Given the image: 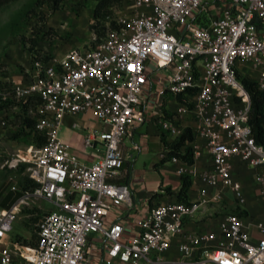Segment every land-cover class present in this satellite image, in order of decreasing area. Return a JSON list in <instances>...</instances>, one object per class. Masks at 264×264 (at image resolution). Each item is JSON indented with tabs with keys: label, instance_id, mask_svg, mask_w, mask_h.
<instances>
[{
	"label": "built area",
	"instance_id": "2783aa9c",
	"mask_svg": "<svg viewBox=\"0 0 264 264\" xmlns=\"http://www.w3.org/2000/svg\"><path fill=\"white\" fill-rule=\"evenodd\" d=\"M119 1L115 26L106 20L105 35L91 47L36 63L31 83L12 88L17 101L39 100L35 130L46 142L26 162L35 187L0 209V264H264V222L228 214L218 231L184 230L185 220L227 195L238 207L245 205L234 160L250 169L264 167V145L256 143L249 125L250 98L235 71L237 63L249 66L245 78L253 75L264 91V0H216L218 6H207L206 0ZM178 96L181 102L160 128L180 137L186 130L181 123L191 115L192 158L205 153L211 166L192 165L177 174L204 187L189 203L153 206L128 219L129 188L114 182L123 162L120 147L130 130L146 121L148 105L161 110L167 97ZM11 97L0 90V101ZM84 113L107 127L83 137V150L103 149L89 166L59 138L64 118ZM253 181L264 194V173ZM34 200L49 202L54 210L38 223L34 246L19 244L9 232ZM172 244L176 260L165 257Z\"/></svg>",
	"mask_w": 264,
	"mask_h": 264
},
{
	"label": "crops",
	"instance_id": "0c3cea01",
	"mask_svg": "<svg viewBox=\"0 0 264 264\" xmlns=\"http://www.w3.org/2000/svg\"><path fill=\"white\" fill-rule=\"evenodd\" d=\"M92 13V9L84 6V0H63L58 10L47 12L46 24L41 29L42 32H38L37 50L42 55L49 56L51 59L48 62H50L61 60L71 49L82 48L88 39L85 31L92 22ZM49 30L53 38L50 43H46L41 38L44 35L43 32ZM16 50L17 52L13 54L14 62H19L17 66L20 67V71L13 68L9 75L0 77V85L6 84V89L29 85L36 74L35 64L40 63L33 61L29 51L20 52L18 47ZM178 103L177 99L167 97L161 110L157 109L154 103L148 105L146 121L133 127L123 140L120 147L123 162L119 169L120 175L114 182L129 188L133 210L129 213L128 219L145 213L153 206L171 202L189 203L196 198L198 190L204 187L199 180H192L184 174L179 175L177 171L184 169L188 172L192 165L199 170L210 168L211 163L205 153H202L201 158L195 161L191 152V164H187L178 157H176L178 162L170 161V158L174 156H169V152L172 151L173 143L179 137H171L162 131L160 122L170 119L171 112L176 109ZM14 109L16 108L2 110L0 116L7 118L14 114ZM18 114L20 115V112ZM181 126L186 130L194 128L191 115L183 119ZM106 128L95 121L89 113L65 117L59 131V138L71 147L72 152L78 156L82 164L89 166L101 158L103 149L97 146L95 149L83 150V137L91 129L101 131ZM4 134L6 132L0 126V138L6 136ZM190 143L191 141H186L184 146L179 147V154L184 155L185 148H190ZM255 172L234 160L233 176L242 186L245 205L242 208L238 207L231 196L227 195L223 201L209 205L195 217L185 220V232L194 234L218 231L222 218L228 214H234L246 220L264 222V194H260L259 187L253 181ZM182 178H186L189 182L187 188L183 187ZM207 190L208 193L213 192L210 188ZM4 204L0 199V209L9 208L12 205L7 207ZM251 237L256 240L259 235L253 231ZM90 254L91 259L95 252ZM165 257L169 260L179 258L175 244H172Z\"/></svg>",
	"mask_w": 264,
	"mask_h": 264
},
{
	"label": "rangeland",
	"instance_id": "374dc122",
	"mask_svg": "<svg viewBox=\"0 0 264 264\" xmlns=\"http://www.w3.org/2000/svg\"><path fill=\"white\" fill-rule=\"evenodd\" d=\"M39 2L41 0H13L0 10V77L9 75L13 71V68L20 71V67L17 66L19 62H14L15 58L13 56L17 52V47L20 52L28 51V39L32 37H37V40L39 39L38 32L46 24L47 12L51 11V1L45 0L42 5H39ZM206 2L207 6L220 5V1L216 0H206ZM97 3V0H84V6L87 9L94 10ZM121 11L119 1L112 2L103 11L104 19L114 23V19ZM104 24V20H100L98 27L93 28L95 21L92 20L87 26V31H85V35L88 36L87 41L82 48L78 47L76 49L82 50L91 47L92 43L98 39L96 31H99L102 36L105 35L106 28ZM43 34L41 40L43 39L46 43H50L53 38L52 33L43 32ZM249 70V66H244L241 63H237L235 66V71L241 77H245L249 73ZM250 79L253 80L254 76L252 75ZM3 103L4 101H2ZM13 103L18 106L15 107L14 114L4 118V124L1 127L5 130L6 134L4 135L6 136L0 138V199H2V203H5L4 205L7 207L13 204L23 192L22 184L24 179L27 178L26 162L31 156V152L35 149L32 134H29V130L21 124L23 117L18 114L20 112V103L16 99H13ZM24 117L25 119H35V114L29 111ZM14 161H17L16 167L9 169L7 165ZM252 170L256 171L255 174L258 175L264 173V167ZM23 209L25 211L36 209L43 215L49 211H53L54 207L49 202L34 200ZM35 229L36 226L29 221V217L20 214L9 233L10 237L17 243L26 245L35 241ZM93 237L94 234L89 235V238Z\"/></svg>",
	"mask_w": 264,
	"mask_h": 264
},
{
	"label": "trees",
	"instance_id": "16d2710c",
	"mask_svg": "<svg viewBox=\"0 0 264 264\" xmlns=\"http://www.w3.org/2000/svg\"><path fill=\"white\" fill-rule=\"evenodd\" d=\"M13 0H0V10L12 2ZM46 1H51V11L53 12L55 10H58L60 7L61 3L63 0H46ZM98 3L96 7L93 10L92 14V20L95 21V26L98 27L100 20L104 22L106 21L103 16V11L110 6L112 2H118L119 0H97ZM45 0H41L39 2V5L44 4ZM120 3V1H119ZM121 5V3H120ZM112 28L115 26L114 23H111L110 25ZM47 33H52L51 30L47 31ZM96 35L99 38L103 37L99 31H96ZM39 40H37V37H32L28 39L29 47L28 51L31 54V57L33 61L35 62H43L47 63L51 58L46 55H41L40 51L37 50V45H38ZM239 82L243 85L245 90L247 91L249 98H250V118H249V125L252 129L253 136L255 138V141L259 145H264V91H260L257 88L256 83L253 80H249L245 77L238 76ZM6 84L0 85V90L3 93H10L11 94V99L4 101L2 104V101H0V111L2 110H9L13 107H17L18 105H15L13 103L14 94L12 89H6ZM177 100L181 102V97L178 96ZM20 103V115L23 117V120L21 124H23L24 128L29 130V134H32V140L34 143L35 148H40L42 147L45 142V136L44 134L38 132L35 130V123H36V115L35 119H25L24 115H27L29 111H32L35 114V109L39 105V100L37 98H29L28 100L21 102ZM28 134V133H27ZM190 142L192 141V136L189 130H185L184 133L178 138L177 141L173 143L172 151L169 152V156H174L182 159L185 161L187 164H191V148L187 147L185 148L184 155L179 154V147L184 146L185 142ZM183 182V187L187 188L189 186V182L187 181L186 178H182ZM35 185L32 181H30L28 178L24 179L23 184H22V190H31L34 188ZM20 214L26 215L29 217V221L36 226L35 229V241L33 243H27L26 245L34 246L36 243V233H37V225L41 221L43 215L39 213L38 210L32 209V210H26L23 209ZM13 241H15L12 238Z\"/></svg>",
	"mask_w": 264,
	"mask_h": 264
}]
</instances>
